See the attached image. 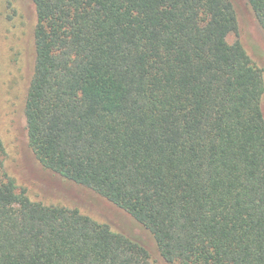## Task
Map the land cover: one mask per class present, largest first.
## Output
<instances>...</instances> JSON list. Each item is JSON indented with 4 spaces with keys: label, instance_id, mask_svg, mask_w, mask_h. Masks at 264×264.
Listing matches in <instances>:
<instances>
[{
    "label": "trees",
    "instance_id": "16d2710c",
    "mask_svg": "<svg viewBox=\"0 0 264 264\" xmlns=\"http://www.w3.org/2000/svg\"><path fill=\"white\" fill-rule=\"evenodd\" d=\"M31 2L29 147L114 220L32 200L0 137V264H264V71L234 1Z\"/></svg>",
    "mask_w": 264,
    "mask_h": 264
},
{
    "label": "rangeland",
    "instance_id": "374dc122",
    "mask_svg": "<svg viewBox=\"0 0 264 264\" xmlns=\"http://www.w3.org/2000/svg\"><path fill=\"white\" fill-rule=\"evenodd\" d=\"M233 1L239 27L238 32L228 36V41L239 40L264 71V32L250 8L241 0ZM35 23L31 0H0V137L5 149L4 168L19 186L27 189L32 200L46 205L77 206L98 220L110 222L114 217L109 212L72 195L61 181L44 171L29 147L24 109L34 65ZM262 109L264 114V97ZM130 221L127 219V231L132 227ZM111 225L118 228L113 221ZM140 236L151 249L153 244L148 236L144 232Z\"/></svg>",
    "mask_w": 264,
    "mask_h": 264
}]
</instances>
